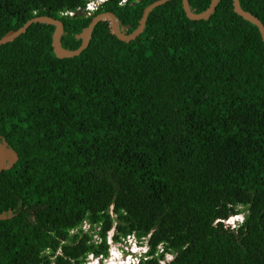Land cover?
<instances>
[{
	"label": "trees",
	"instance_id": "1",
	"mask_svg": "<svg viewBox=\"0 0 264 264\" xmlns=\"http://www.w3.org/2000/svg\"><path fill=\"white\" fill-rule=\"evenodd\" d=\"M0 0V38L28 20L61 21L77 49L112 12L134 31L156 0ZM205 11L211 0H188ZM264 26V0H239ZM55 27L33 24L0 46V138L17 162L0 173V264H85L130 236L142 264H264V44L220 0L190 21L181 0L148 16L129 43L98 23L59 59ZM240 207V209H238ZM244 213L238 228L224 221ZM87 224L91 233L82 230ZM75 231V232H74ZM97 235V240L94 239Z\"/></svg>",
	"mask_w": 264,
	"mask_h": 264
},
{
	"label": "water",
	"instance_id": "2",
	"mask_svg": "<svg viewBox=\"0 0 264 264\" xmlns=\"http://www.w3.org/2000/svg\"><path fill=\"white\" fill-rule=\"evenodd\" d=\"M169 1L171 0H156L146 6L143 10L138 27L129 34L127 33L129 26H122L118 18L112 12H103L95 15L91 19L89 25L83 29L81 34L75 36L76 39L81 40L80 46L75 50H68L61 46V37L64 33V25L61 21L48 16L32 18L17 30L8 32L2 38H0V46L14 41L20 35L24 34L26 30L33 24H46L55 27L51 44L55 56L59 59L73 58L80 55L87 48L93 29L98 23H107L108 30L111 35L116 37V39L120 42L129 43L139 37V35L144 31L149 14L155 8L164 5ZM219 1L220 0H211L209 7L200 13H197L195 9L191 10L190 2L188 0H181V3L182 9L188 20L202 21L208 20L210 18V16L214 13ZM232 6L233 12L237 16L251 23L258 29L261 40L264 44V26L261 21L255 15L243 10L240 6L239 0H232ZM84 15L90 16L91 14L87 13V10H78L77 13L70 14L72 17H82ZM17 160V154L12 149L8 148V143L4 138H0V173L10 169L17 162ZM12 216L13 215L11 211L8 213L3 212L0 214V221L10 219Z\"/></svg>",
	"mask_w": 264,
	"mask_h": 264
},
{
	"label": "clouds",
	"instance_id": "3",
	"mask_svg": "<svg viewBox=\"0 0 264 264\" xmlns=\"http://www.w3.org/2000/svg\"><path fill=\"white\" fill-rule=\"evenodd\" d=\"M105 1H107V0H91L87 5H86V8L84 9V10H87V13H89V14H93V12L102 4V3H104ZM126 2V0H123V2H122V0H121V3L123 4V3H125ZM79 10H82V9H79ZM78 11V10H77ZM70 14H73V13H70ZM69 14V15H70ZM75 14V13H74ZM90 15V16H91ZM87 16V15H86ZM72 17V16H71ZM236 218V219H235ZM234 219V220H233ZM243 220H244V213H240V214H238V215H235V216H231L228 220H225L224 221V223L226 222V224H228L227 225V227L228 228H230V229H235V228H238V226H240L242 223H243ZM229 221H231V223L229 222ZM107 242H108V240H107ZM146 242V244H145V246H143L142 245V243H145ZM108 244V246H109V243H107ZM125 245H128L127 247L130 249V248H132L133 249V247H130V243H125ZM145 248V250L142 252L141 250L142 249H144ZM108 251H109V247H108ZM130 251H132L131 249H130ZM150 251H151V249H150V247H149V245H148V243H147V239H145L144 241H141L140 242V244H139V246H138V248L135 250V252H130L128 255L129 256H131V257H136L137 259H138V264H142V262H146V261H149V260H151V259H153L155 256H157V254H159V253H163V250H162V246H159L158 248H157V251L156 252H154V254H150ZM128 252H125V254H127ZM89 256H91L92 257V259L94 258L96 261H97V263L96 264H102V257H95V256H93V255H89ZM108 257V256H107ZM174 259V254H172V253H165L164 254V258H163V260H161L160 261V264H168V263H170L172 260ZM119 262H124L123 264H127V262H129V261H125V258H123V259H121V260H119ZM85 264H86V262H85Z\"/></svg>",
	"mask_w": 264,
	"mask_h": 264
},
{
	"label": "rangeland",
	"instance_id": "4",
	"mask_svg": "<svg viewBox=\"0 0 264 264\" xmlns=\"http://www.w3.org/2000/svg\"><path fill=\"white\" fill-rule=\"evenodd\" d=\"M122 2H123V0H122ZM238 209H240V207H238ZM224 225H225V227H227L228 224H226V222H225ZM82 230L84 232H88V233H91L92 232L87 224L83 225ZM94 239L97 240V235H94ZM107 240H108L107 243H109V246H108L109 247L108 257H106V258L105 257L104 258L102 257L103 258L102 259V264H107V261L110 260V258L112 257V255L114 253H117L118 254L117 257H116V260H115L116 264H123L122 262H119V260L125 258L126 255H128L130 252H135V250L138 248V246L140 244V241L139 240H137L135 238H131L130 247H133V249L130 248L132 250V251H130V249L127 247L128 245H125V243L127 242V239H126V241H124L122 243H114L113 242V229L108 233ZM145 244H146V242L145 243H142L143 246H145ZM144 250H145V248L142 249L141 251L143 252ZM125 252H128V253L125 254ZM96 263H97V261L94 258L92 259L91 256H88L87 257L86 264H96Z\"/></svg>",
	"mask_w": 264,
	"mask_h": 264
},
{
	"label": "built area",
	"instance_id": "5",
	"mask_svg": "<svg viewBox=\"0 0 264 264\" xmlns=\"http://www.w3.org/2000/svg\"><path fill=\"white\" fill-rule=\"evenodd\" d=\"M131 238H135V237H133V236H130V237H128L127 238V243H131L130 241H131ZM101 257V256H100ZM125 261L127 262V261H129V262H127V264H138V259L136 258V257H131V256H129V255H126V257H125ZM122 263H124V262H122Z\"/></svg>",
	"mask_w": 264,
	"mask_h": 264
},
{
	"label": "bare ground",
	"instance_id": "6",
	"mask_svg": "<svg viewBox=\"0 0 264 264\" xmlns=\"http://www.w3.org/2000/svg\"><path fill=\"white\" fill-rule=\"evenodd\" d=\"M115 251V250H114ZM117 253H114L112 255V257L110 258V260L107 261V264H116L115 260H116V257H117ZM119 259V258H118Z\"/></svg>",
	"mask_w": 264,
	"mask_h": 264
},
{
	"label": "flooded vegetation",
	"instance_id": "7",
	"mask_svg": "<svg viewBox=\"0 0 264 264\" xmlns=\"http://www.w3.org/2000/svg\"><path fill=\"white\" fill-rule=\"evenodd\" d=\"M8 148H10L9 146H8ZM11 149V148H10Z\"/></svg>",
	"mask_w": 264,
	"mask_h": 264
},
{
	"label": "snow or ice",
	"instance_id": "8",
	"mask_svg": "<svg viewBox=\"0 0 264 264\" xmlns=\"http://www.w3.org/2000/svg\"><path fill=\"white\" fill-rule=\"evenodd\" d=\"M231 223V221H229Z\"/></svg>",
	"mask_w": 264,
	"mask_h": 264
}]
</instances>
